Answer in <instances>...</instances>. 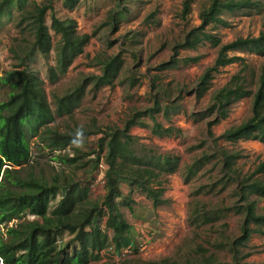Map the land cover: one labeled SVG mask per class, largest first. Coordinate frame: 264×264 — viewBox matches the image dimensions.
<instances>
[{"label": "trees", "instance_id": "1", "mask_svg": "<svg viewBox=\"0 0 264 264\" xmlns=\"http://www.w3.org/2000/svg\"><path fill=\"white\" fill-rule=\"evenodd\" d=\"M83 1L62 0V4L65 9L73 10ZM54 2L55 0H44L39 3L31 0L28 7L20 8L18 26L26 25L31 38L23 40L26 45L11 48L15 57L22 59V65H26L35 52L39 51L47 61L48 78L52 85H56L75 59L85 52V47L92 37L91 34L78 31L76 19L58 16ZM192 2L193 0L183 1V19H187L191 13ZM5 5H8V0H0V10ZM260 6H264V3L259 0H209V5L200 10L201 24L187 30L183 38L171 46L170 59L154 68L162 71L177 65L182 49H195L205 43L214 48L219 47L214 63L203 70L191 90L197 100H200L210 90L215 73L221 67L237 61L243 63L229 83L212 94L211 105L205 112H199L200 116L196 118V121L208 119L207 135L199 145L192 146L190 150L209 144V151H204L184 166L179 154L157 151L139 142L140 138L131 133V128L135 125L150 129L153 135L159 137L178 135L182 132L179 128L166 127L158 121L159 114L169 120L179 111L176 106V94L181 88L175 89L171 84H163L161 77L157 74L151 75L150 70V105L134 108L126 113L121 125L100 126L96 118L87 124L80 125L76 122V110L89 91L97 93L106 86L116 85L126 66L125 49H120L114 54L100 51L92 57L88 65L96 67L99 71L81 73L74 86L64 94L53 93L56 111L49 100L45 80L32 71L30 66L23 69L17 66L0 76V87H10L6 98L0 100V226L5 229L0 228V264H89L99 261L102 251L106 248L112 247L120 251L134 243L132 225L125 219L120 206L133 208L134 191L146 193L153 206L158 207L166 201L163 198L166 176L180 172L185 182L189 183L213 161L214 165H220L222 175L211 184L199 186L194 195L203 192L210 194L220 183L222 186L219 191L235 184L234 195L239 197V200L226 209L243 214L241 235L231 242L221 241L214 245L230 251L236 257L252 233L264 234V230L260 229L264 226V214L257 213L258 200L251 199L253 195L264 198V180L256 177L264 173V160L251 173L245 174L237 167L243 154L219 145L221 140L235 143L242 139H254L264 144V65L259 72L255 69L251 72L250 84L254 83L256 88H248V76L245 73L250 65L246 64L242 56L230 53L243 50L264 54V22L258 36L238 37L229 43H222V38L214 32L219 26L228 25L222 16L224 12L251 10ZM120 7L121 2L117 0L116 6L109 10V16L103 22L112 32L119 29L115 13ZM49 11L53 12L50 26L46 20ZM153 16L155 12L148 18ZM211 25L215 29L210 31L208 27ZM52 31L60 36L57 42L53 41ZM115 44L116 41L109 40L107 47L111 48ZM136 58L138 57L135 55L136 62H139L140 59ZM199 58L190 56L184 60L192 62ZM142 77L130 69L126 84L130 88L137 87L141 84ZM246 97L253 99L252 115L216 136L213 126L228 118L232 105ZM64 116L75 120V123L68 125L63 131L51 126L57 117ZM193 117L195 118V115ZM26 126L33 136L41 137L44 146L50 151H60L55 159L64 164L85 168V178L77 180L72 175L58 172L52 176V181H49L43 174H36L35 163L31 162ZM95 135L99 136L96 148L90 151L81 150L78 145L87 137ZM68 149L74 151L73 155H70ZM101 164L107 166L104 175L106 193L99 201L90 196V181L99 174ZM124 185L129 187V192L125 191ZM62 190L63 196L51 214H48L51 197ZM191 205L193 208L189 214L190 223L196 227L216 223L224 212L209 209L208 205L200 200H194ZM104 217H107L104 225L107 231L103 230L101 223ZM108 230L112 231V236ZM65 233L71 237L66 238ZM132 247L137 253V247ZM235 259L236 264H264ZM121 264L233 263L221 261L208 248L199 245L198 248H192L183 260L166 257L145 261L127 257Z\"/></svg>", "mask_w": 264, "mask_h": 264}, {"label": "rangeland", "instance_id": "2", "mask_svg": "<svg viewBox=\"0 0 264 264\" xmlns=\"http://www.w3.org/2000/svg\"><path fill=\"white\" fill-rule=\"evenodd\" d=\"M30 1L8 0V5H5L0 10V76L4 75L7 70L14 69L17 66L20 69L30 66L32 71L45 80L49 100L53 110L56 111L53 93L64 94L67 89L74 86L81 73L99 71L96 67L88 65L92 57L100 51L114 54L120 49H125L126 66L116 85L113 87L106 86L97 93L89 91L84 97L81 106L76 110V122L82 125L90 123L93 118H96L100 126L121 125L126 118V113L134 108L150 105L151 98L149 94L152 81L144 76L150 70L152 71L151 74L155 73V75L157 74L161 77L163 84H171V87L175 89L181 88L176 94L178 98L176 106L179 110L184 109L185 111L181 115L174 114L169 120L159 114L158 121L168 126L175 123L174 125L177 128L180 126L178 125L179 122H181L180 124H183L184 130L182 129V133L178 136L159 137L153 135L150 129L135 125L131 128V133L140 138L139 142L157 151L179 154L183 166L191 163L195 157L200 156L204 151H209V144H205L199 149L190 150L192 146L199 145L207 135L208 119L203 118L200 121H196V118H199V112H205L206 108L211 105L212 94L228 84L231 77L240 70L243 65L242 61L221 67L215 73L210 90L197 101L191 90L203 70L214 63L219 47L214 48L209 43H205L195 49H182L179 55V63L176 66L164 71L154 69L158 64L170 59L172 54L171 46L176 41L181 40L187 30L201 24L200 10L209 5V0H193L192 11L187 19L182 17L184 0H120L121 7L115 13L116 23L119 25V29L116 32H112L109 26L103 25V22L109 16V10L116 6L117 0H84L73 10L65 9L62 0H55L54 7L58 16L76 19L78 31L92 35L91 40L85 47V52L75 59L68 72L61 76L56 85H52L49 82L47 61L39 51L35 52L26 65H22V59L15 57L14 52L11 50V48H17L21 44L26 45L23 40L31 38L26 25H24L26 27L24 31L22 30L24 27L18 26L20 8L28 7ZM36 1L42 3L44 0ZM259 1L264 3V0ZM152 12H155V16L148 18ZM52 15L53 12L49 11L46 16L49 26L51 25ZM222 16L227 20V26H219L215 29L211 25L208 28L210 31L215 29L214 32L222 38V43H229L238 37L259 35L264 22V6L236 12L226 11ZM52 34L53 41L57 42L60 36L55 35L53 31ZM109 40L116 41V44L111 48L107 47ZM230 53L242 56L246 64L250 65V68L245 73L248 76L247 87L256 88L254 83L250 84V74L254 69L259 72L261 66L264 65V54L243 50L231 51ZM135 55L138 57L136 59H140L139 62H136ZM190 56H199L200 58L197 61L186 62L184 59ZM130 69L138 72L141 77L143 75L141 84L134 88H130L126 84ZM9 90L10 87L8 85L0 87V100L6 98ZM252 102V97H246L235 102L231 107L229 117L213 126L215 135L219 136L226 128L249 118L252 115ZM193 115H195V118ZM74 123L75 120L64 116L57 117L56 121L51 123V126L63 131L66 130L68 125H73ZM25 131L31 149V162L35 163L36 174H43L49 181H52V176L58 172L72 175L77 180L85 178V168L61 163L58 159H55V156L60 151H50V149L46 148L40 136H33L28 131V126L25 127ZM98 137L97 135L87 137L78 146H80L81 150L90 151L96 148ZM219 145L231 151H240L243 154V157L238 160L237 167L245 174L251 173L264 160V144L258 140L242 139L235 143L221 140ZM67 151L70 155H73L74 151L72 149ZM214 163L215 161L205 167L189 183L185 182L180 172L166 176L163 183L165 187L163 198L166 201L155 207L156 209L145 194L137 192L134 197L132 196L135 200L133 204L137 211L138 207H144V210H153L152 213L156 214L154 216V225L148 223L144 218H133L128 208L120 205L129 222L135 227H141L140 223H144L143 229L151 237V243L148 244L145 252H137L130 258H140L147 261L176 257L183 260L189 255L192 248H198L199 245H202L223 262L236 264L235 258L237 260L241 258L247 262H264V234L260 232L252 233L247 244L240 248V252L236 257L230 251L222 250L214 245L216 242L221 241L231 242L239 237L242 233L241 225L243 222L242 213L226 209L239 200V197L234 195L235 184H230L226 190L219 191L220 186H222V183H220L218 188L210 194L203 192L199 195H194V191L199 186L211 184L222 175L220 165H214ZM105 165L101 164L99 166V174H96L90 181V196L99 201L103 199L106 193L104 186ZM256 177L264 180V173L258 174ZM63 194L64 191L62 190L56 196L51 197L48 214H51ZM251 199L258 200L256 211L264 214V198L253 195ZM194 200L202 201L208 205L209 209L217 212L223 210L222 218L216 223L200 227L191 225L189 214L193 208L191 203H194ZM139 220L145 222L139 223ZM101 223L103 230L107 231L104 226L105 221ZM251 226L256 228L255 225ZM0 228L5 230L1 226ZM260 229L264 230V226L260 227ZM110 235L112 236L111 231ZM65 237L70 238L71 235L65 233ZM137 242L138 240L136 239L130 245L136 248ZM62 243L63 240H61ZM106 249L108 250V248ZM108 253L113 255L112 250H108ZM244 255L246 256L243 258ZM103 256L106 258L108 256L105 253V249L103 250ZM112 259L107 260L109 264L120 263L119 260L112 261ZM93 264H98V262L96 261Z\"/></svg>", "mask_w": 264, "mask_h": 264}, {"label": "crops", "instance_id": "3", "mask_svg": "<svg viewBox=\"0 0 264 264\" xmlns=\"http://www.w3.org/2000/svg\"><path fill=\"white\" fill-rule=\"evenodd\" d=\"M179 63V62H178ZM174 66H176V65H174ZM173 66V67H174ZM172 68V67H171ZM169 69V68H168ZM165 70H167V69H165ZM162 71H164V70H162ZM152 73V71L150 72V74ZM151 75H155V73H153V74H151ZM145 76L147 77V78H149L150 79V81L152 80L151 79V77L149 76V74H145ZM194 95V94H193ZM195 96V95H194ZM196 98V97H195ZM196 101H197V98H196ZM196 101H195V103H196ZM196 107V106H195ZM181 111V112H180ZM183 113H185V111H184V109H181V110H179L177 113H175V114H178V115H181V114H183ZM174 116V115H173ZM181 122H179V124L178 125H180L178 128L179 129H183L184 130V128L182 127V125L183 124H180ZM175 124V123H174ZM174 124H170L169 126H173V127H175V128H177V126H175ZM165 125V124H164ZM166 127H168V125H166ZM133 128V127H132ZM182 133V132H181ZM180 133V134H181ZM223 133V132H222ZM180 134H178V135H180ZM178 135H173V136H178ZM102 165H105V164H102ZM106 166V165H105ZM106 168H107V166H106ZM105 168V169H106ZM123 188L125 189V191L126 192H129V187L128 186H126V185H124L123 186ZM137 192H141V191H134L133 192V197H134V195H135V193H137ZM141 193H143V194H145V196L148 198V199H150L148 196H147V194L146 193H144V192H141ZM105 195V194H104ZM146 198V199H147ZM151 200V199H150ZM152 201V200H151ZM133 202L135 203V200H134V198H133ZM152 203V205H153V202H151ZM143 205V204H142ZM132 206H133V208L132 209H130V208H128V210L131 212V214H132V216H133V218H144L148 223H152V225H154V216H156V214L153 212L152 213V211L153 210H151V211H149V210H144L145 208L144 207H138V211H137V209L134 207V204L132 203ZM126 207V206H125ZM154 207V206H153ZM155 208V207H154ZM156 209V208H155ZM122 210V212H123V214H124V217H125V219L129 222V219H128V217H127V215L125 214V212L123 211V209H121ZM154 214V215H153ZM138 215H140V216H138ZM106 220H107V217H104L103 218V221H105L106 222ZM140 222H145V221H142V220H139V223ZM131 225H132V223L131 222H129ZM141 225V227H135V226H133L132 225V235L134 236V242H135V240L137 239L138 240V242H140L141 241V238L142 237H148V236H150V234H148L144 229H143V225H144V223H140ZM147 227V226H146ZM110 231L111 230H108V233H109V235H110ZM112 232V231H111ZM151 233V232H150ZM111 236V235H110ZM138 242H137V244H138ZM151 242V241H150ZM129 246H131V245H129ZM137 246V245H136ZM125 248V247H124ZM123 248V249H124ZM122 251V249L120 250V251H117V250H112V253H113V255H110L109 253H108V250H105V253L108 255L107 256V258L106 257H104L103 256V252L101 253V255H102V258L99 260V261H97L98 262V264H109V260L108 259H111V258H113L112 259V261H115L116 259L118 260V256H119V254H120V252ZM111 257V258H110ZM162 259V258H161ZM108 260V261H107ZM159 260V259H158ZM95 261H92V262H90L89 264H93ZM117 264H119V263H117Z\"/></svg>", "mask_w": 264, "mask_h": 264}, {"label": "built area", "instance_id": "4", "mask_svg": "<svg viewBox=\"0 0 264 264\" xmlns=\"http://www.w3.org/2000/svg\"><path fill=\"white\" fill-rule=\"evenodd\" d=\"M151 237H142L141 241L139 242V244H137V250L138 252H145V250L148 248V244L151 243ZM112 249V248H111ZM135 253V249L132 246H126L124 249H122V251L120 252L119 256H118V260L121 261L125 258H127L128 256H131Z\"/></svg>", "mask_w": 264, "mask_h": 264}, {"label": "clouds", "instance_id": "5", "mask_svg": "<svg viewBox=\"0 0 264 264\" xmlns=\"http://www.w3.org/2000/svg\"><path fill=\"white\" fill-rule=\"evenodd\" d=\"M112 247H110V248H108V250H113L114 248H112ZM105 250H107V249H105ZM103 252V251H102ZM134 254H136V252L134 253ZM102 256V255H101ZM132 256V255H131ZM128 257H130V256H128ZM102 258V257H101ZM122 261V260H121ZM121 261H120V263L119 264H121Z\"/></svg>", "mask_w": 264, "mask_h": 264}]
</instances>
